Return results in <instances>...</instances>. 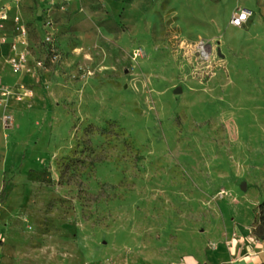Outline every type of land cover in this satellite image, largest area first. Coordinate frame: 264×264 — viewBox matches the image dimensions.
Wrapping results in <instances>:
<instances>
[{
	"label": "rangeland",
	"instance_id": "374dc122",
	"mask_svg": "<svg viewBox=\"0 0 264 264\" xmlns=\"http://www.w3.org/2000/svg\"><path fill=\"white\" fill-rule=\"evenodd\" d=\"M249 1L0 0L4 264H118L229 212L264 235V27L225 41Z\"/></svg>",
	"mask_w": 264,
	"mask_h": 264
},
{
	"label": "crops",
	"instance_id": "0c3cea01",
	"mask_svg": "<svg viewBox=\"0 0 264 264\" xmlns=\"http://www.w3.org/2000/svg\"><path fill=\"white\" fill-rule=\"evenodd\" d=\"M243 5L242 7L251 9L253 15L259 18V22L250 24L245 33L252 34V31L259 29L260 26L264 27V0H252ZM236 29L237 27L228 28L229 34L226 35L225 41ZM239 43L237 45H240ZM248 43L243 42V45ZM0 75H4L1 67ZM230 214V212L226 213V230L215 234L219 238H211V235L190 234L183 238L182 243L171 251L155 255L143 254L139 257L127 258V260L118 264H264V235L257 237L254 235L250 226L253 215L236 214L234 216L236 220H233L229 217ZM234 223L238 225L232 228L231 225ZM235 231L240 236H245L242 241L239 240L238 242V238H232ZM83 244L84 241L81 242L82 247ZM89 248L84 251L86 260L82 264H106L99 259L93 249ZM88 253L95 254V256L90 257L87 255ZM0 264H4V262L0 260Z\"/></svg>",
	"mask_w": 264,
	"mask_h": 264
},
{
	"label": "built area",
	"instance_id": "2783aa9c",
	"mask_svg": "<svg viewBox=\"0 0 264 264\" xmlns=\"http://www.w3.org/2000/svg\"><path fill=\"white\" fill-rule=\"evenodd\" d=\"M252 16H253V11L251 9L246 8V7H242V8H239V9L233 11L230 14L229 19H228V24L230 26H233V27H242V26H244V24H246L248 22V20ZM4 17H6V15L2 16V18H4ZM199 51L202 55H208L205 51V47L203 44L199 46ZM11 62H12L13 68L17 70V68L19 67L20 60H18L16 58H12ZM244 237H245L244 235L240 236L239 233L236 231L233 232V234H232V238H238V242H239V240L242 241Z\"/></svg>",
	"mask_w": 264,
	"mask_h": 264
},
{
	"label": "trees",
	"instance_id": "16d2710c",
	"mask_svg": "<svg viewBox=\"0 0 264 264\" xmlns=\"http://www.w3.org/2000/svg\"><path fill=\"white\" fill-rule=\"evenodd\" d=\"M18 155H20L22 158L25 157L26 155V150H22L20 152H16ZM9 184V178H8V172L5 171V176H4V186L7 187ZM5 194V189L2 190L1 194H0V200H2L3 196ZM259 207H264V202L259 204Z\"/></svg>",
	"mask_w": 264,
	"mask_h": 264
},
{
	"label": "bare ground",
	"instance_id": "6f19581e",
	"mask_svg": "<svg viewBox=\"0 0 264 264\" xmlns=\"http://www.w3.org/2000/svg\"><path fill=\"white\" fill-rule=\"evenodd\" d=\"M87 255L90 256V257L95 256V254L91 255L90 253H88ZM104 259H105L104 257H102V256L100 257V260H104Z\"/></svg>",
	"mask_w": 264,
	"mask_h": 264
}]
</instances>
